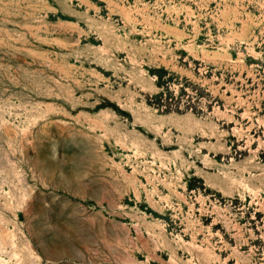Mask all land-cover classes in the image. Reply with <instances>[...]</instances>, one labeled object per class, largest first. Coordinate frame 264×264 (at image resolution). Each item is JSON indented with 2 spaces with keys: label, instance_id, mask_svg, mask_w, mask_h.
Returning a JSON list of instances; mask_svg holds the SVG:
<instances>
[{
  "label": "rangeland",
  "instance_id": "374dc122",
  "mask_svg": "<svg viewBox=\"0 0 264 264\" xmlns=\"http://www.w3.org/2000/svg\"><path fill=\"white\" fill-rule=\"evenodd\" d=\"M0 264H264V0H0Z\"/></svg>",
  "mask_w": 264,
  "mask_h": 264
}]
</instances>
